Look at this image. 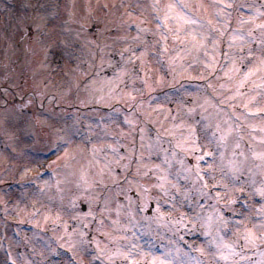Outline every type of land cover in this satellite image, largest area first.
Listing matches in <instances>:
<instances>
[{
    "label": "rangeland",
    "instance_id": "rangeland-1",
    "mask_svg": "<svg viewBox=\"0 0 264 264\" xmlns=\"http://www.w3.org/2000/svg\"><path fill=\"white\" fill-rule=\"evenodd\" d=\"M34 1L0 0V179L3 174L7 176L0 181V264H48L54 252L82 254L83 257H78L82 261L88 250L96 252L98 264L102 261L121 264L124 256L117 253L131 255L135 251L139 253V264H144L142 233L131 232L126 238L121 235L116 242L94 239L93 247L89 241L81 247L79 238L68 240V243L60 240L63 249L57 251L48 236V233L54 235L53 220L61 233L75 220H78L79 229L81 217L84 223L93 209L87 212L79 209L78 213L71 209L70 214L64 204L65 194H61L62 202L47 195L52 193L53 186H60L57 188L60 194L70 185L72 199H75L74 193H82L81 190L91 187L97 191L102 186L119 184L121 198L127 193L132 196L137 193L141 200L145 197L156 202L162 200L170 210L168 217L172 218L169 219L172 226L177 223L175 212L179 215L177 211L181 209L176 194H182L184 204L189 202V205L194 192L198 191L199 195L201 180L195 168L198 164L192 165L193 160L188 158H194L199 150L215 154L207 168V180L219 186L216 200L232 202L234 197L240 200L239 188L247 187L245 193L251 196L250 200L258 196L260 209H264V196L259 191L264 188V160L257 158V154L264 153V128L261 122L240 123L248 114L242 104H257L245 97L240 99L244 83L242 87L238 79L241 74L245 77L248 70L256 72V66L259 72L263 71V55L260 53L247 71L239 67L231 77H223L216 74V39L210 42L212 37L207 28L186 23L193 18L212 23L214 11L218 9L216 5L223 0H52V5L56 4L59 10L54 16L49 12L51 0L35 4ZM131 2L138 14L131 13ZM158 16L166 17V23L157 21ZM158 22L163 23L164 28ZM163 34L169 37L168 44L164 45L166 49L161 47L166 67L162 60L159 64L156 62L157 55L149 53L161 49L150 36L158 39ZM141 46L144 51L139 53ZM56 48L66 54L72 50V53L69 60L63 63L60 60V72L53 74L52 62L45 61V53ZM135 49H139V54L133 52ZM58 57L62 59L65 55L58 54ZM133 62L139 65L143 77L135 73ZM230 70L227 68L226 74ZM149 71L153 76L148 78ZM197 80L209 83V88L190 85ZM208 90L212 91L209 96L203 93ZM261 95L263 98L257 108L264 112V94ZM152 102V106H147ZM73 106L78 110L69 118L65 112H71ZM232 107L238 110L233 112ZM106 108L108 110H104ZM217 127L224 133L231 129L227 145L220 149L211 136ZM65 141L67 147H63ZM49 149H58L53 161V156L48 159L45 155ZM234 152L241 154L233 156ZM230 161H235L240 168L239 180L233 181L224 175L229 171ZM37 167L49 169L50 179L55 180L51 183L47 177L36 181L41 189L45 185V197L41 192L29 191L31 188L22 191L18 187L19 179H30L31 175L22 178L24 169L37 172ZM117 170H121V175H117ZM208 173L215 175V179ZM76 186L80 189L73 191ZM96 200L104 198L97 193ZM138 203L139 199L128 204L119 201L118 220L98 219V228L107 234L112 229L109 225L113 224L124 234L128 233L131 222L142 218L148 221L144 212L149 210V204L140 213ZM207 210L201 217L203 224H208L210 214ZM54 211L61 212L54 215ZM101 211L104 216L110 215L106 208ZM243 223L244 235L248 219ZM249 224L254 227L251 222ZM223 225L215 223L216 229L203 225L207 233L205 245L197 249L200 252L198 262L188 251L174 248L169 236L164 238L168 242L163 246L164 255L154 256H162L159 258H166L170 264L171 260L173 264H216L221 253L208 238H214L224 229L220 228ZM145 230L153 234L148 228ZM173 231L178 234L177 230ZM19 232L24 238H13L14 235L19 237ZM252 232L257 237L264 236V232ZM236 233L240 231L234 226ZM133 237L134 250L130 249ZM242 241L243 236L233 242L236 246L232 248L241 249ZM261 241L264 240L257 239L248 247L253 245V249H258L255 244L259 242L260 245ZM221 242L222 246L224 242ZM7 243L13 246L8 257L2 253ZM91 253L86 258L88 261ZM234 256L229 255L226 262L234 260ZM34 259L38 261L35 263ZM249 262L244 258V264ZM250 264H264V251L261 261Z\"/></svg>",
    "mask_w": 264,
    "mask_h": 264
},
{
    "label": "snow or ice",
    "instance_id": "snow-or-ice-1",
    "mask_svg": "<svg viewBox=\"0 0 264 264\" xmlns=\"http://www.w3.org/2000/svg\"><path fill=\"white\" fill-rule=\"evenodd\" d=\"M184 8H187V5H181ZM169 7H172L171 5ZM216 7L218 9L224 7L222 4H217ZM260 15L264 16V13H261ZM217 19L220 20L222 23H228V21H225L223 19V15L222 13L218 12L217 13ZM164 20L166 23L167 18L166 17H157V21H161ZM186 23L191 24L193 26L195 25H200L202 28H207L209 36H211L213 39H215V33L217 31H219V29H214L212 27V23L211 21H202L200 19H189L186 21ZM242 23H248L247 21H242ZM259 36V40L256 39V37ZM208 36L205 37V40H208ZM233 40L239 39L241 41H245L247 40H251V42L253 44H257L258 46H260L261 48H264V24H257L255 25V27L253 29H250L248 31H241V30H236L235 35H233L232 37ZM242 52H244V50H241ZM254 52V49H247V51L245 52L246 55L251 56ZM252 61L249 60L248 63H251ZM262 63H264V61H262ZM251 70H248V72L246 73L245 79H247L248 76H250ZM241 86L243 87V83L241 84ZM245 109L247 110L248 106L245 105L244 106ZM258 111H260L258 109ZM231 135V129L228 130L227 133L221 132L219 127H217L216 132H212L211 136L214 138V142L217 143V147L218 149L223 148L227 145V139L228 136ZM68 146V142L65 141L63 147H67ZM240 145L237 144L236 148L239 149ZM241 153L238 152H234L233 156H237L240 155ZM208 157H214L215 154L212 152H209ZM203 159V156L201 157ZM257 158L264 160V153H260L257 154ZM211 167V166H210ZM240 171V168L238 166V164L235 161H230L229 162V171L225 172L224 175L225 176H229L230 179H232L233 181L239 180V176L237 175V173ZM209 177L212 179H215V177L212 175V173H208ZM202 183L206 186L205 181H202ZM242 191V189H241ZM260 195L264 196V188L260 189ZM254 227L260 231V232H264V209H261V213H260V217H259V223L254 225ZM257 239L260 240H264V236L261 237H257L253 232H251V230H249L248 234H246L244 236V241L245 243H254ZM217 250H220V245L217 244ZM225 248L228 251V255H224L223 252L221 251L220 254V259L227 261L229 259V255H240V252H236L231 245H225ZM242 250V249H241ZM117 255H122L124 256L125 261H130V264H139V261L137 259H134L131 255L127 254V253H117ZM143 259H144V264H170V261H168L166 258H159L156 257L154 255H149V253L144 252L143 253ZM250 264V262H249Z\"/></svg>",
    "mask_w": 264,
    "mask_h": 264
}]
</instances>
